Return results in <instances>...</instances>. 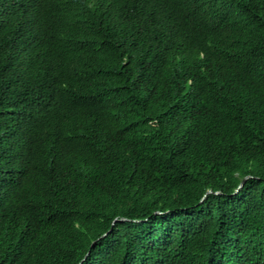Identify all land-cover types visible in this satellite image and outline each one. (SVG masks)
<instances>
[{
	"label": "trees",
	"instance_id": "1",
	"mask_svg": "<svg viewBox=\"0 0 264 264\" xmlns=\"http://www.w3.org/2000/svg\"><path fill=\"white\" fill-rule=\"evenodd\" d=\"M0 264H264V0H0Z\"/></svg>",
	"mask_w": 264,
	"mask_h": 264
},
{
	"label": "water",
	"instance_id": "2",
	"mask_svg": "<svg viewBox=\"0 0 264 264\" xmlns=\"http://www.w3.org/2000/svg\"><path fill=\"white\" fill-rule=\"evenodd\" d=\"M246 177H247V176H246ZM246 177L243 178L242 182L245 180ZM156 213H159V212H156Z\"/></svg>",
	"mask_w": 264,
	"mask_h": 264
},
{
	"label": "bare ground",
	"instance_id": "3",
	"mask_svg": "<svg viewBox=\"0 0 264 264\" xmlns=\"http://www.w3.org/2000/svg\"><path fill=\"white\" fill-rule=\"evenodd\" d=\"M237 190V189H236ZM158 212V211H157Z\"/></svg>",
	"mask_w": 264,
	"mask_h": 264
}]
</instances>
